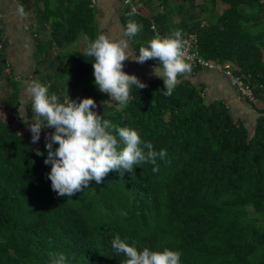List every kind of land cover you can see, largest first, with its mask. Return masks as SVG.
<instances>
[{"label": "trees", "instance_id": "obj_1", "mask_svg": "<svg viewBox=\"0 0 264 264\" xmlns=\"http://www.w3.org/2000/svg\"><path fill=\"white\" fill-rule=\"evenodd\" d=\"M54 1L44 0L47 25L36 37L31 80L62 102L91 96L104 119L136 129L167 157L157 158V172L147 162L110 170L100 184L58 196L46 175L45 140L35 148L20 116L19 83L0 47V108L7 111L0 118V264H50L61 252L67 264H120L123 254L110 246L116 234L138 248L178 250L181 264H264V0H131L136 12L126 7L120 16L123 27L129 20L143 25L126 37L134 51L179 29L186 43L193 35L200 57L227 64L250 90L248 96L234 86L257 113L251 130L179 75L171 95L155 76L140 79L146 86H133L125 106L108 103L93 83L91 57L66 49L79 35L86 43L95 38L94 7L90 0ZM145 5L146 15L139 13Z\"/></svg>", "mask_w": 264, "mask_h": 264}, {"label": "clouds", "instance_id": "obj_2", "mask_svg": "<svg viewBox=\"0 0 264 264\" xmlns=\"http://www.w3.org/2000/svg\"><path fill=\"white\" fill-rule=\"evenodd\" d=\"M128 15L132 16L133 12ZM142 28V24L129 20L124 26V35L131 39ZM185 43L181 30L175 29L167 35L153 36L138 51H130L126 43L101 33L88 41L82 55L91 57L96 87L107 93L118 107H123L130 99L133 86L136 90L146 86L135 74L123 70V62L126 59L140 63L148 59L159 61L161 71L154 72L163 81V94L171 95L177 75L190 70L182 57ZM25 93L32 112L28 124L31 140H39L42 127L53 129L45 133L47 155L43 162L50 164L46 175L58 196L71 197L93 180L100 184L110 170L131 171L147 162L153 166L152 171L157 172V158L165 160L167 157L164 148L156 151L150 141H142L136 129L104 119L95 111L96 102L91 96L76 100L67 95V102H62L39 80L30 81ZM40 154L37 151V155ZM110 246L114 253L123 254L120 264H181L178 250L138 248L135 242L129 243L119 234L113 236ZM50 264H67L65 255L62 252L52 254Z\"/></svg>", "mask_w": 264, "mask_h": 264}, {"label": "crops", "instance_id": "obj_3", "mask_svg": "<svg viewBox=\"0 0 264 264\" xmlns=\"http://www.w3.org/2000/svg\"><path fill=\"white\" fill-rule=\"evenodd\" d=\"M50 1L51 6L56 5L54 0ZM90 2L95 9L97 34L102 33L118 42L122 41L127 44L128 50L134 51L124 35V27L120 19L126 7L131 10L128 3L124 0H90ZM130 3L133 6L132 2ZM44 5V0H0V47L4 50L15 78L17 81H21L22 78L23 83L32 81V76L36 72L34 58L36 37L43 35L40 31L41 26L47 25L41 13L42 9H45ZM123 70L135 74L139 79H151L157 76L154 70L161 71L160 66L145 61L140 63L134 59H126L123 62ZM178 75L179 79H188L200 85L205 102L221 100L229 107L235 118H240L246 125L243 117H249L253 126L257 113L240 96L224 74L206 68L194 70L190 66L189 71ZM22 93L20 87L19 95Z\"/></svg>", "mask_w": 264, "mask_h": 264}, {"label": "rangeland", "instance_id": "obj_4", "mask_svg": "<svg viewBox=\"0 0 264 264\" xmlns=\"http://www.w3.org/2000/svg\"><path fill=\"white\" fill-rule=\"evenodd\" d=\"M199 1L200 0H195V2H199ZM196 11L198 12V9ZM148 12H149V6L148 5L142 6L141 9L139 10V13L145 14V15L148 14ZM83 38L84 37L82 35H79L76 40H74L73 42H71L68 45L67 49L68 50H77L78 49V50H81V51H85L86 50L87 43L85 42V40ZM34 75H35V73H34ZM68 76H70V75H68ZM28 78H31V77H28ZM20 79H21V81L18 80V82L20 84L19 86L22 88V92L23 93H22V95L20 94V100L22 101V104H20V106H19V111H20V116H21L22 120L24 121L25 127L29 130L28 124H29V122L31 120L32 114H30L27 111L26 105H25L26 102H28L26 100V93H25V89L28 86V82H24L23 83L22 82V78H20ZM106 101L108 103H110V104H114V101H111V98L109 96H108V98H107ZM256 104H257V106H262L261 103H259V102H256ZM97 108L98 107H96L95 110H97ZM6 117H7V111L5 109H1L0 108V118L4 119ZM243 119H245V123H246L247 127L251 130V126H252V120H251V118H249V117L247 118L246 116H244ZM13 124L16 125L17 124V120ZM51 131L52 130H50L49 127H47V126L42 127L39 140H45L46 139L45 133H51ZM34 146H35L36 149L38 148L37 142H34Z\"/></svg>", "mask_w": 264, "mask_h": 264}, {"label": "built area", "instance_id": "obj_5", "mask_svg": "<svg viewBox=\"0 0 264 264\" xmlns=\"http://www.w3.org/2000/svg\"><path fill=\"white\" fill-rule=\"evenodd\" d=\"M126 3H128L130 9L133 12H136V9L131 5L129 0H124ZM191 39H193V36H191L190 41L186 43V45L182 48V57L186 62H190L193 65H200L203 68L209 69V70H214L221 72L224 74L228 80L229 83L239 89V91L243 94H247L248 96H251L249 88L242 83L239 77L235 76L230 67L227 64H221L216 61L212 60H206L200 57L197 53L196 50L193 49V45L191 43Z\"/></svg>", "mask_w": 264, "mask_h": 264}]
</instances>
